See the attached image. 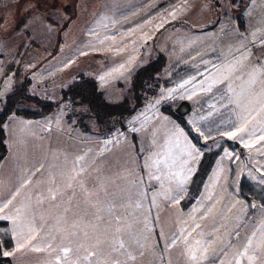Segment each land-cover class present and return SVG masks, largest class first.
Returning <instances> with one entry per match:
<instances>
[{
    "label": "rangeland",
    "instance_id": "1",
    "mask_svg": "<svg viewBox=\"0 0 264 264\" xmlns=\"http://www.w3.org/2000/svg\"><path fill=\"white\" fill-rule=\"evenodd\" d=\"M160 54L161 79L191 71L114 130H85L67 101L9 118L0 219L13 264H264V207L247 219L238 194L243 174L264 183V0H0V99L17 70L47 99L84 71L119 101ZM184 99L200 142L171 112ZM226 139L236 147L182 207L204 152Z\"/></svg>",
    "mask_w": 264,
    "mask_h": 264
},
{
    "label": "trees",
    "instance_id": "2",
    "mask_svg": "<svg viewBox=\"0 0 264 264\" xmlns=\"http://www.w3.org/2000/svg\"><path fill=\"white\" fill-rule=\"evenodd\" d=\"M240 15H235L239 22V27L244 28ZM166 64L164 54L158 55L153 61L139 67L133 74L128 93L119 101H110L103 90L99 88L98 80L82 71L76 75L74 80L62 90V94L57 99H47L36 92L30 91L31 78L23 76L22 70L15 73V84L7 92L3 99H0V162L8 153L6 142L5 123L11 116L40 117L53 112L61 103L69 102L73 108H84L81 113H76L78 123L85 130H89L91 125H96L102 132L114 130L117 126H123L124 120L134 115L140 110L149 97L153 96L161 84L169 85L187 72L189 67H179L175 69L168 79H161L163 67ZM171 112L183 124L196 142L200 138L196 135L190 125L185 121V115H180L176 108ZM72 111L70 118H72ZM88 120L90 122L88 123ZM237 143L226 139L214 149L205 151L195 173L186 197L181 201L182 207L187 208L199 196L203 185L209 176L216 158L222 154L224 148L229 146L235 148ZM239 195L247 199L248 213L246 218L250 219L255 212L253 202L264 207V183L255 180L249 174L241 176L239 184ZM0 227L5 230L0 232V264H13L10 256L2 253L4 250L12 249L14 245L13 236L9 231V221L0 219Z\"/></svg>",
    "mask_w": 264,
    "mask_h": 264
},
{
    "label": "water",
    "instance_id": "3",
    "mask_svg": "<svg viewBox=\"0 0 264 264\" xmlns=\"http://www.w3.org/2000/svg\"><path fill=\"white\" fill-rule=\"evenodd\" d=\"M190 109H191V103L186 99L180 101V103L176 107V111L180 115H186L190 111ZM240 151L243 152V147H240Z\"/></svg>",
    "mask_w": 264,
    "mask_h": 264
},
{
    "label": "snow or ice",
    "instance_id": "4",
    "mask_svg": "<svg viewBox=\"0 0 264 264\" xmlns=\"http://www.w3.org/2000/svg\"><path fill=\"white\" fill-rule=\"evenodd\" d=\"M241 131H242V129H237L236 131H233V132L223 133V135H226V136L231 137V138H236L238 133L241 132ZM261 139H264V137H261ZM246 146H248V145H246ZM117 232H119V229H117ZM118 243H119V246L122 248L123 247V242L122 241H118ZM18 247H20V246L18 245ZM113 250H117V249H113ZM2 254L5 255V256H12V255H14V252H3Z\"/></svg>",
    "mask_w": 264,
    "mask_h": 264
},
{
    "label": "crops",
    "instance_id": "5",
    "mask_svg": "<svg viewBox=\"0 0 264 264\" xmlns=\"http://www.w3.org/2000/svg\"><path fill=\"white\" fill-rule=\"evenodd\" d=\"M5 72H6V71H5ZM5 72H4V73H5ZM4 73H1V75H0L1 79H2V77L5 76ZM14 81H15V76H14V78H13V85H14V83H15ZM13 85H12V86H13ZM8 120H9V119H8ZM8 120L6 121V123L8 122ZM6 123H5V129H6ZM6 130H7V129H6ZM6 134H8L7 131H6ZM7 141H8V136L6 135V142H7ZM7 145H8V143H7Z\"/></svg>",
    "mask_w": 264,
    "mask_h": 264
}]
</instances>
